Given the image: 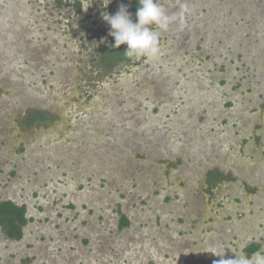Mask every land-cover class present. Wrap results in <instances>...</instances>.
<instances>
[{"label":"rangeland","instance_id":"obj_1","mask_svg":"<svg viewBox=\"0 0 264 264\" xmlns=\"http://www.w3.org/2000/svg\"><path fill=\"white\" fill-rule=\"evenodd\" d=\"M89 3L0 0V200L30 220L19 239L0 225V264L264 252V0H159L172 19L153 26L158 58L116 79L94 48L114 45L110 25ZM34 110L47 121L25 126Z\"/></svg>","mask_w":264,"mask_h":264},{"label":"clouds","instance_id":"obj_2","mask_svg":"<svg viewBox=\"0 0 264 264\" xmlns=\"http://www.w3.org/2000/svg\"><path fill=\"white\" fill-rule=\"evenodd\" d=\"M109 2L110 0H107L105 3L104 0V6L106 7ZM138 2L135 21L125 4H120L114 15L103 13L102 19L110 25L109 35L114 37L113 47L119 48L123 44L126 45L124 53L129 58L143 56L154 60L160 54V44L159 33L152 26L166 29L172 18L167 15L159 0H138ZM183 11H187L186 7ZM215 262L216 264H264V252L258 251L251 256L240 255L229 259L221 257Z\"/></svg>","mask_w":264,"mask_h":264},{"label":"flooded vegetation","instance_id":"obj_3","mask_svg":"<svg viewBox=\"0 0 264 264\" xmlns=\"http://www.w3.org/2000/svg\"><path fill=\"white\" fill-rule=\"evenodd\" d=\"M83 3H84V0H73V1L72 0H55L56 8L58 7L59 9H61L59 6L63 7V6L66 5V6H72L75 9L81 10V12H82V10L84 12ZM105 3H107V0H105ZM120 4L127 5L128 11L130 13H133V11H134V9H133L134 0H110V2L107 4L106 7L104 6V0H90V5L87 4V7L89 6L88 7L89 12L94 11L93 16L95 17L96 15H99V16L101 15L102 16V14L105 13V12H107L110 15H114L118 11V8H119ZM86 13L87 12L85 11L84 14H86ZM78 22H80L79 24H82L83 26L88 27L86 25V23H87L86 18L82 15V13L78 17ZM96 22L97 21L94 18H92L90 20L89 24L93 26L94 24H96ZM155 30H156V28H155ZM107 36L110 37L109 34L106 35L105 38H103L101 36H99V37H100V39L103 38L105 41H107L108 40ZM109 47L106 44H102V45H99V46H94V48H96V50L100 51V53H99V63H101L104 68H108L109 69L108 73L104 77L109 78V79H111V78L116 79L115 77L119 76L122 72H125V71L128 72L129 70H131V68L139 65V62L136 59H134L135 56L129 58L128 56L125 55L124 52L122 54L123 56L122 55H117L115 50H117L118 48L113 47L112 45L109 46ZM113 53H115L116 55H112ZM97 58L93 57L91 62L96 61ZM83 71H85V69H83ZM85 75H87V74H85ZM93 86L96 87L97 84L93 85V82H92V84L90 85L89 88L87 86L84 89L81 88L82 92L80 93V96H83L84 99H86V96L88 98H91L90 97L92 95L91 94V88ZM77 99L78 98L76 97V100ZM47 116H48V111H46V110L45 111L44 110L31 111L30 113L26 114V116L24 117L25 118L24 119V123L26 124L25 126L34 125L35 122H39V123H42V121L46 122L47 121ZM223 122L227 123V120L224 119ZM247 142H248L247 140H243L241 142V144L246 146ZM211 179L209 181V185H211L212 186L211 189L214 190L215 188H217L216 187V183H214L215 182L214 180H216L215 176H213V178H211ZM217 183H219V182H217ZM212 194H214V193H211V195ZM0 201H3V200H0ZM16 205H18V204H16ZM21 205H23V204H19V206H21ZM23 206L25 207L24 215H25L27 221L22 226V235H21V237L23 236L24 228H26L28 226V223L30 221L28 216H27L26 206L25 205H23ZM243 215L244 214H242L241 216H243ZM122 217H123V215H122ZM125 218H127V217L125 216ZM126 220H127V223H129L128 219H126ZM179 223H181V222H179ZM261 247H262V244H259L258 242L253 241L248 246H246V251L249 252L250 255H252L253 253H256V252L260 251Z\"/></svg>","mask_w":264,"mask_h":264},{"label":"trees","instance_id":"obj_4","mask_svg":"<svg viewBox=\"0 0 264 264\" xmlns=\"http://www.w3.org/2000/svg\"><path fill=\"white\" fill-rule=\"evenodd\" d=\"M139 6L138 0H134L132 19L135 21V13ZM126 49V45H121L115 52L117 55H122ZM112 55H116L113 53ZM123 56V55H122ZM25 207L23 205H16L11 200L0 201V225L6 234L15 239H19L22 235V226L26 223L27 219L24 215ZM122 222L127 223L126 218L122 217Z\"/></svg>","mask_w":264,"mask_h":264}]
</instances>
